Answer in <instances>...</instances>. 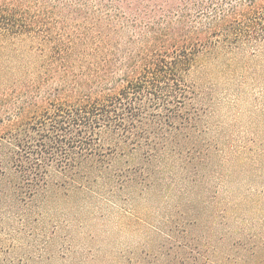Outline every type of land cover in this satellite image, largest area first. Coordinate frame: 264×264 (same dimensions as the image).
Returning <instances> with one entry per match:
<instances>
[{"label":"trees","instance_id":"trees-1","mask_svg":"<svg viewBox=\"0 0 264 264\" xmlns=\"http://www.w3.org/2000/svg\"><path fill=\"white\" fill-rule=\"evenodd\" d=\"M263 42L264 0H0V264L30 259L11 255L3 223L38 221L39 203L113 202L162 173L198 183L214 146L196 60ZM255 143L232 161L250 183L242 204L219 212L216 238H230L213 264H264Z\"/></svg>","mask_w":264,"mask_h":264},{"label":"rangeland","instance_id":"rangeland-1","mask_svg":"<svg viewBox=\"0 0 264 264\" xmlns=\"http://www.w3.org/2000/svg\"><path fill=\"white\" fill-rule=\"evenodd\" d=\"M190 75L214 146L200 181L162 173L156 186L121 192L113 202L39 203L38 221L3 223L13 234L4 238L17 245L12 256L29 257L26 264H213L215 249L227 250L230 236L216 238L227 228L219 212L242 204L250 183L248 166L234 172L232 161L246 162L253 155L246 144L257 151L264 140V42L256 50L214 48L198 56Z\"/></svg>","mask_w":264,"mask_h":264}]
</instances>
